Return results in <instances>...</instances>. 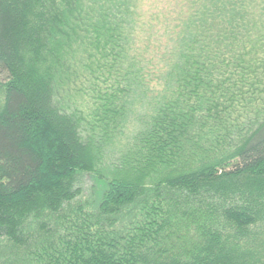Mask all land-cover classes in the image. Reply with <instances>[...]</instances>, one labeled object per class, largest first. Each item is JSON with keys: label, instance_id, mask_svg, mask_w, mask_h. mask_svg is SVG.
Returning a JSON list of instances; mask_svg holds the SVG:
<instances>
[{"label": "trees", "instance_id": "1", "mask_svg": "<svg viewBox=\"0 0 264 264\" xmlns=\"http://www.w3.org/2000/svg\"><path fill=\"white\" fill-rule=\"evenodd\" d=\"M0 264H264V0H0Z\"/></svg>", "mask_w": 264, "mask_h": 264}, {"label": "clouds", "instance_id": "2", "mask_svg": "<svg viewBox=\"0 0 264 264\" xmlns=\"http://www.w3.org/2000/svg\"><path fill=\"white\" fill-rule=\"evenodd\" d=\"M137 131V125L135 123H130L126 126V133L129 137L135 134Z\"/></svg>", "mask_w": 264, "mask_h": 264}, {"label": "rangeland", "instance_id": "3", "mask_svg": "<svg viewBox=\"0 0 264 264\" xmlns=\"http://www.w3.org/2000/svg\"><path fill=\"white\" fill-rule=\"evenodd\" d=\"M87 180L85 181V186L87 185L85 191H84V197H89V189H88V186L90 185V181L87 183Z\"/></svg>", "mask_w": 264, "mask_h": 264}]
</instances>
